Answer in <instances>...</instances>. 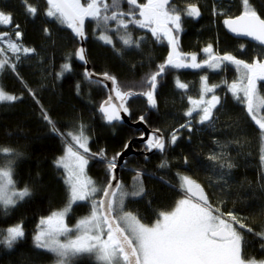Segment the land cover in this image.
Here are the masks:
<instances>
[{"label": "snow or ice", "instance_id": "snow-or-ice-1", "mask_svg": "<svg viewBox=\"0 0 264 264\" xmlns=\"http://www.w3.org/2000/svg\"><path fill=\"white\" fill-rule=\"evenodd\" d=\"M206 15L208 31L215 34L185 51L186 26L203 35ZM29 25H39L53 51L70 49L58 67L52 58L53 79L70 81L77 97L85 86H95L103 97L93 109L101 127L117 130L127 124L133 129L119 150L92 151L82 117L60 125L45 108L23 74L27 62L49 63L41 58L44 49L28 40ZM221 31L234 43L222 48ZM65 38L70 45L61 43ZM157 45L166 55H155ZM94 47L111 52L121 66L126 57H138L131 69L146 71L138 80L122 81L112 68L89 67ZM233 68L237 75L229 82L224 74ZM189 71L198 76L195 94L191 82L181 78ZM217 77L219 82H213ZM8 78L20 83L21 94L5 90ZM25 92L63 146L51 164L65 198L36 224L31 241L37 255L51 253L55 264H75L85 256L101 264H264L248 254L254 241L264 257V202L236 189L232 170L237 165L230 151L240 144V135L251 131L264 164V0H18L16 6L0 0V102H23ZM176 98L179 118L161 110ZM233 114L235 119L222 123V117ZM137 124L142 128L133 127ZM178 151L182 168L173 175L169 157ZM129 153L134 160L127 158ZM22 157L17 149L0 146V210L5 217L29 203L40 183L30 180L17 187L14 174ZM153 158L163 170L159 178L144 168ZM194 164L208 175L206 186L187 174ZM90 165L103 169L102 180L88 174ZM125 170L132 174L130 186L120 178ZM145 178L166 187L171 197L158 202ZM138 205L150 216L141 215ZM78 211L82 214L72 224ZM4 223L0 248L11 253L28 234L22 220Z\"/></svg>", "mask_w": 264, "mask_h": 264}, {"label": "trees", "instance_id": "trees-1", "mask_svg": "<svg viewBox=\"0 0 264 264\" xmlns=\"http://www.w3.org/2000/svg\"><path fill=\"white\" fill-rule=\"evenodd\" d=\"M9 2L13 6L18 4V0H9ZM17 11H20L18 7ZM209 19L210 17L206 15L204 24L201 26L204 28L203 35L191 25L186 26V34L182 36V46L185 51L194 50L197 47V40L203 43L211 39L212 35L215 34L214 29L212 32L208 31L210 27L208 24ZM27 31L28 40L38 49H44L41 52V58L49 60V63L41 65L40 60L36 59L27 62L23 66V74L30 86L37 91L45 108L53 114V118L60 125L70 123L75 117H82L90 129L92 138L90 147L92 151H96L98 148H107L109 154H111L113 150H119L125 140L129 138L133 129L129 128L128 125H124L117 130H112L107 126L101 127L103 121L99 119V114L94 113L93 109L103 97L97 94L95 86H92L91 90L88 86H85L83 96L77 97L72 90V83L70 81L53 79L51 72L52 58L55 59L56 66L58 67L63 52L70 49L57 47L56 51H53L49 45L44 43L39 32V25H29ZM91 31L92 28H89V32ZM220 39L223 41L222 48L234 43L225 36L224 31L220 32ZM61 43L70 45V40L65 38ZM161 47L160 45L156 46V56L166 55V52L160 51ZM90 54L93 60V64H90V67H94L96 70H102L105 67L112 68L122 81L138 80L143 72L146 71V69L140 68L131 69V63H136L139 59L138 57H126V62L121 66L120 61L115 59L111 52L94 47L91 49ZM77 71L80 72L82 69H77ZM235 72L234 68L230 69L224 74V78L230 79ZM181 78L185 82H191L192 92L195 94L198 89V76L189 71L188 74L183 75ZM219 79L217 77L213 82H219ZM3 85L8 92L17 95L21 94V85L14 78L4 80ZM90 91L91 101L89 99ZM24 97L23 102H16L14 104L0 102V146H11L23 153V157L17 162L14 174L17 187H22L23 184L28 183L30 180L39 181L40 183L37 185L30 202L24 207L12 210L7 217L3 216L2 210H0V228L7 226L4 223L5 221L8 224H15L22 220L25 225V231L28 234L27 241L18 246L14 252L9 253L0 248V264H54L55 257L53 254L37 255L32 246L31 235L42 215H47L51 210H55L63 205L65 198L63 184L56 169L51 164L53 157L61 154L63 146L59 138L53 136L42 120L39 106L26 92L24 93ZM140 107L143 106L133 105L134 109ZM161 110L171 112L172 115L179 118L181 105L178 98H176L175 103L170 99L167 107L162 105ZM227 119H235V115L222 117V123ZM169 123H172V121L169 120ZM232 131L236 132L239 130L233 129ZM220 134L217 132L215 135ZM204 139L208 140V137L205 136ZM239 139L240 144H234L230 149L234 162L237 165L232 170L236 189L243 192L246 196H250L251 200H254L256 203H262L264 202V181H261V175L264 174V166L259 158L258 137L251 131H247L246 134L240 135ZM132 147L136 148L137 145L133 144ZM203 151H206V149ZM197 158L203 161V155H199ZM128 159L131 161L135 157L130 156ZM169 160L171 161L172 173L174 175L178 170V166L182 168L179 151L175 157H169ZM203 162L207 163V161ZM159 163L158 159L153 158L151 163L144 166L145 171L159 178L163 171L158 169ZM129 167L135 168L137 165L130 163ZM90 168L91 171L88 174L93 179H103V169L101 167H92L90 165ZM187 174L191 175L202 186L207 185L208 175L205 174V171L199 165L194 164L193 172ZM120 178L126 185H131L132 174L127 170L120 173ZM145 184L149 190L155 193V198L158 202L167 201L172 195L166 187L156 182V180L145 178ZM248 202L250 201H244V203ZM137 207L140 208L141 215L150 216V213L144 211L143 205H138ZM81 214L78 211L72 215V224ZM258 253L259 244L253 241L248 249V254L250 256L255 255L259 259H264ZM75 264L94 263L90 258L85 256L77 260Z\"/></svg>", "mask_w": 264, "mask_h": 264}, {"label": "rangeland", "instance_id": "rangeland-1", "mask_svg": "<svg viewBox=\"0 0 264 264\" xmlns=\"http://www.w3.org/2000/svg\"><path fill=\"white\" fill-rule=\"evenodd\" d=\"M236 75H237V73L235 72V73L233 74V76H232L230 79H228V81L231 82V81L236 77ZM263 166H264V164H263ZM73 224H74V223H73ZM69 226L71 227L72 225H69ZM61 239H63V238H61ZM55 259H56V258H55ZM90 260H92V262H93L94 264H101V262L98 261L94 256L91 257ZM54 264H55V263H54Z\"/></svg>", "mask_w": 264, "mask_h": 264}, {"label": "water", "instance_id": "water-1", "mask_svg": "<svg viewBox=\"0 0 264 264\" xmlns=\"http://www.w3.org/2000/svg\"><path fill=\"white\" fill-rule=\"evenodd\" d=\"M89 67H90V65H89ZM125 125H127V124H125ZM134 128H142V126H140V125H134L133 126ZM146 131H149L150 132V129H147ZM138 139V138H137ZM133 148V147H132ZM131 155H130V153L128 154V156H127V158H129Z\"/></svg>", "mask_w": 264, "mask_h": 264}]
</instances>
